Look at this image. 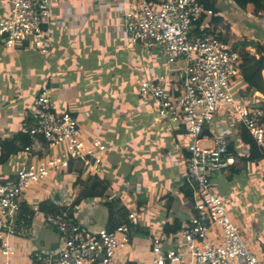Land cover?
Here are the masks:
<instances>
[{
  "label": "crops",
  "instance_id": "obj_1",
  "mask_svg": "<svg viewBox=\"0 0 264 264\" xmlns=\"http://www.w3.org/2000/svg\"><path fill=\"white\" fill-rule=\"evenodd\" d=\"M128 5V0H53L51 16L46 24L53 45L47 54L38 52L28 44L6 48L0 36V141L9 140L26 130L27 116L34 98L47 89L57 111L67 112L76 119L84 139L90 142L93 138H102L107 142L103 172L99 175L110 182L107 197L118 198L129 213H133L130 209L132 201L143 209H148L149 201L150 206H159L160 211L171 208L172 212L163 214L161 221H154L160 223V231L153 243L149 242L152 231L146 225L152 222L151 214L140 221L136 217V226L146 228V233H132L130 244L119 250L115 264H124L129 258L139 264L138 256L150 255L152 244L164 243L165 239L171 237L162 233L165 223H171L176 218L185 223L193 214L192 203L185 194V186L190 188L184 167L188 139L182 137L183 131L179 129L172 128L166 132L167 125L156 121L152 100L139 94L140 84L144 80H157L162 75H168L171 82L176 81L178 67L167 63L158 48L127 45L124 13ZM216 5L221 21L215 27V33H219L226 44L232 47L236 40L264 41V15L256 17L251 7L243 11L230 0H216ZM8 14L9 0H0V22ZM248 50L254 53V49ZM230 91L238 102L249 107L264 104V69L256 85L238 76L232 82ZM205 133L210 138L223 136L231 152L237 155L235 166L212 177V187L216 183L218 193L213 191L222 202V194L229 200V203L223 202L225 208L233 211L235 224L242 228L248 248L252 245L253 249L250 250L259 254L264 264V214L259 219L249 211L245 195L249 187H255L264 194L263 153L258 148L250 153V144L245 138L249 136L247 130L233 115L221 109L216 110L213 120L205 127ZM29 146L35 156L52 154L42 140L32 141ZM126 154L138 162L139 175L133 173L135 178L113 185L111 173ZM247 157L248 161L240 159ZM24 158V150L9 156L0 165V179L12 178ZM248 170L254 176L252 180L243 178ZM55 173H60V178L71 174L67 171ZM237 177L240 180L235 182ZM74 180L75 177L69 184V192L57 188L46 199L50 198L54 204L61 206L70 205L80 190L78 186L73 187ZM224 183L228 187L234 183V186L224 191ZM32 195L31 202L25 194L22 200L30 208L43 200ZM104 199L81 202L74 208L73 218L91 230L105 228L108 212L103 204ZM127 202L131 205L128 206ZM259 204L255 205L258 207ZM101 207H104L103 211ZM95 214L96 219L93 218ZM36 229V237L44 236L39 242L30 243L33 240H29L23 243V240L11 238V243L15 245V254L11 259L17 258L18 262L20 257L22 264H25L32 251L53 250L58 246L59 236L54 230L43 227ZM49 232L52 237L48 239ZM138 233L142 236L136 237ZM258 240L261 246L256 244ZM18 246L23 252L18 251ZM149 262L150 259L147 264Z\"/></svg>",
  "mask_w": 264,
  "mask_h": 264
},
{
  "label": "built area",
  "instance_id": "obj_2",
  "mask_svg": "<svg viewBox=\"0 0 264 264\" xmlns=\"http://www.w3.org/2000/svg\"><path fill=\"white\" fill-rule=\"evenodd\" d=\"M128 1L124 13L127 45L158 48L167 63L178 65L176 81L171 82L168 75L144 80L139 94L152 100L156 121L167 125L166 132L182 130V137L189 141L184 167L193 214L179 232L171 235L170 244L151 245L149 264H263L212 190V177L235 165V156L223 136L210 138L205 133L206 125L221 109L233 115L264 152L263 111L238 102L230 91L239 76L238 53L216 33L205 34L206 22L196 32L198 19L212 15L201 0ZM52 4L53 0H9V14L0 22L4 46L28 44L47 54L53 45L46 29ZM26 131L33 141L42 138L52 154L35 156L26 146V158L19 162L16 174L0 179V264H13L15 245L11 238L34 240L40 227L58 234V246L32 251L25 264H114L119 250L130 244L129 227L91 230L57 203L46 213L38 212L37 206L31 208L32 214L20 207L26 190L38 186L53 172L67 171L71 161L80 168V178L99 176L107 142L102 138L90 142L84 139L76 119L57 111L47 89L34 98ZM127 220L137 224L134 213L130 212Z\"/></svg>",
  "mask_w": 264,
  "mask_h": 264
},
{
  "label": "trees",
  "instance_id": "obj_3",
  "mask_svg": "<svg viewBox=\"0 0 264 264\" xmlns=\"http://www.w3.org/2000/svg\"><path fill=\"white\" fill-rule=\"evenodd\" d=\"M152 3H157L158 0H149ZM205 8L210 9L212 11V15L207 17L206 15H202L197 22L196 32L198 33V29L202 23L207 24L204 27L203 32L205 34L213 33L215 34V27L221 21V16L219 13V7L216 5V0H201ZM235 7L246 10L251 7L252 13L256 17H260L264 15V0H230ZM228 28V26H227ZM218 38L226 43V40L221 38L219 33H216ZM231 50L238 53L239 58L241 60L239 67V76L242 77L247 82L256 85V83L260 82L261 71L264 69V41H255V40H236L232 43ZM248 48L254 49V53L251 54ZM263 113H264V104L257 105ZM250 136V135H249ZM245 137L250 144L251 151L250 153H254L258 148L252 137ZM39 140H42L39 139ZM33 141L32 137L28 133V131L19 132L13 138L9 140H1L0 141V165L4 163L9 156L17 154L20 150H24L26 146H29ZM43 141V140H42ZM259 149V148H258ZM260 150V149H259ZM261 151V150H260ZM263 158H264V152ZM236 159V158H235ZM244 161H248L249 157ZM236 164V163H235ZM235 166V165H233ZM231 166V167H233ZM67 173H74L75 180L73 181V187L78 186L80 188L79 193L74 198L73 202L67 206H61L60 208L63 210H67L69 214L72 215L74 208L78 206L81 202H87L94 199H104L107 197V191L110 188V182L105 178H102L98 175H90L86 178H80L81 170L75 162H70ZM185 194L188 199H191V190L186 185L185 186ZM104 199V205L106 206L108 212V220L106 229L113 230L118 225H125L130 228L131 234L136 232H144V230L134 225L132 222L127 220V215L129 214L128 208L118 199ZM108 200V201H107ZM20 207L24 212H28L30 214L33 213L32 209L27 205L24 201H21ZM38 212L46 213L51 212L55 209L54 202L50 200V198L43 199L37 204ZM184 225L183 222L180 221L179 218L174 219L171 223H165L162 227V233L166 237L176 234ZM115 264V263H114ZM124 264H138L135 260L127 259Z\"/></svg>",
  "mask_w": 264,
  "mask_h": 264
},
{
  "label": "rangeland",
  "instance_id": "obj_4",
  "mask_svg": "<svg viewBox=\"0 0 264 264\" xmlns=\"http://www.w3.org/2000/svg\"><path fill=\"white\" fill-rule=\"evenodd\" d=\"M176 67H178V65ZM233 155L235 157L237 156L235 153H233ZM137 165H138V162L137 161H134V159H133L132 156L126 154L124 156V160L123 161H119L117 168L112 171L111 175L113 174V177L110 180L111 183L113 185H119L121 182H124L125 179H128L130 181V179L132 177H134L133 173L139 175ZM131 167H133V168H131ZM59 174L60 173L53 172L49 177H47L45 180H43L42 182H40V184L38 186H33L30 189L26 190L24 193H25L26 196H28L27 197L28 201L31 202V200H33L30 197V194L31 195L33 194L34 196L33 195L32 196L33 197H36L38 199H46V197L49 196L50 194H52L54 191H56L57 188H59L60 190H62L64 192H69L71 190V187L69 186V184H70L71 180L75 177V174H72V173L71 174H66V175H63L64 176L63 178H60L59 177ZM129 174H131L130 177H128ZM243 178H245L246 180H252L254 178V176L248 170V172L245 173V175H244ZM151 179L152 178H150L149 180H151ZM239 180H240V177H237L235 179V182H238ZM256 181H257V178H256ZM253 185L255 186V184H253ZM232 186H234V183L231 184V187H228V185L225 184V186H223L225 188L224 191L230 190L232 188ZM237 186L240 187V184L238 183ZM212 190H214L215 193H218L217 192V185H216V183H213ZM115 192L118 193L117 190ZM136 193L138 194V191H136ZM142 194L143 193L141 192V195ZM143 195L145 196V194H143ZM245 195H246V199H247L246 200V202H247V205L246 206L250 209L249 211H251L255 216L259 217V219H261L262 218V215L264 214V199H263L264 198V194H263V192L260 191L259 189H256L255 187H249V189L247 190V192L245 193ZM221 198L223 199V202L225 204L226 203H229V200L228 199H225L224 196H223V194H222ZM67 200H69V198H67ZM256 203L257 204L260 203L258 207H257V205H255ZM131 204H132V206H130ZM131 204L129 202H127V205L130 206V209H132L133 213L138 218V221L144 219V216L145 215L151 214V215H149V216H151V218L150 217H148V218H150L152 220V222L149 223V224L146 223V225H147L148 229L152 231L151 234H150V236H149V239H150L149 242L153 243L154 239L159 236L158 231H160L159 230L160 229V223H157V222H159V221L162 220L163 214H166V213L167 214L168 213L170 214L172 212L171 208H167V209L166 208H163V211H160L159 206H152V205L150 206V201H149L148 209L138 208L137 206H135L134 201H132ZM101 210L103 211L104 210V207H101ZM148 211L150 213H148ZM226 211H227V213L230 214V217H231L233 223H235L233 211L232 210H228V209ZM96 215L97 214H95L93 216L94 219L98 218V217L95 218ZM154 221H157V222H154ZM98 223L100 225V222H98ZM142 229L143 230H146V228H142ZM241 229L242 228H239V230H240V232H241V234L243 236L244 232ZM258 230L260 231L261 229L259 228ZM219 233H221L220 230H219ZM138 234H135V236L136 237L137 236H139V237L142 236L140 233H138ZM50 236L52 237V233L49 232L47 234L48 239L50 238ZM172 236L170 238L165 239L163 244H170L171 241L173 240ZM263 237H264V232H263ZM16 239H18V238H16ZM40 239L43 240L44 239V236H41L40 235L39 237H36L33 241H30V243H32L34 241L39 242ZM18 240H23L22 241L23 243H27L25 241H29V240H24V239H18ZM178 240H179V238H178ZM256 244H258V245L261 246L259 240L256 241ZM249 249L252 250L253 249V246L250 245L249 246ZM18 251L23 252V250L19 246H18ZM256 255H257L258 258L261 259V256L259 254H256ZM150 257H151L150 255H146V256L145 255H143V256L142 255H139L138 256V258H139L138 259L139 264H147V262L149 261ZM19 259H20V261H18V262H21V263H18L17 262V258L16 259L12 258L11 261L13 263H16V264H22L23 259L20 258V257H19Z\"/></svg>",
  "mask_w": 264,
  "mask_h": 264
}]
</instances>
